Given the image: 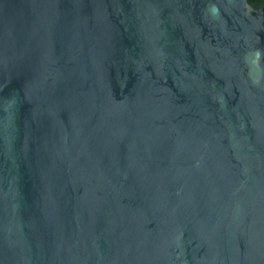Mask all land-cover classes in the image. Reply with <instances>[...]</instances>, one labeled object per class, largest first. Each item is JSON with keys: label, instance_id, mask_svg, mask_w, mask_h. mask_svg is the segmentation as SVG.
I'll use <instances>...</instances> for the list:
<instances>
[{"label": "water", "instance_id": "obj_1", "mask_svg": "<svg viewBox=\"0 0 264 264\" xmlns=\"http://www.w3.org/2000/svg\"><path fill=\"white\" fill-rule=\"evenodd\" d=\"M0 264H264V0H0Z\"/></svg>", "mask_w": 264, "mask_h": 264}, {"label": "trees", "instance_id": "obj_2", "mask_svg": "<svg viewBox=\"0 0 264 264\" xmlns=\"http://www.w3.org/2000/svg\"><path fill=\"white\" fill-rule=\"evenodd\" d=\"M249 2H251L252 4H259L261 3L262 0H248Z\"/></svg>", "mask_w": 264, "mask_h": 264}]
</instances>
